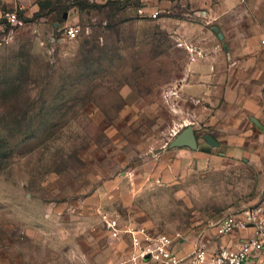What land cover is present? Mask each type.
<instances>
[{
	"label": "rangeland",
	"instance_id": "374dc122",
	"mask_svg": "<svg viewBox=\"0 0 264 264\" xmlns=\"http://www.w3.org/2000/svg\"><path fill=\"white\" fill-rule=\"evenodd\" d=\"M37 1L13 8L20 23L0 41V264H154L129 226L193 245L261 201L263 171L209 146L181 100L193 61L166 13L140 14L142 0ZM13 87L17 122L5 114ZM187 124L194 152L170 146Z\"/></svg>",
	"mask_w": 264,
	"mask_h": 264
},
{
	"label": "crops",
	"instance_id": "0c3cea01",
	"mask_svg": "<svg viewBox=\"0 0 264 264\" xmlns=\"http://www.w3.org/2000/svg\"><path fill=\"white\" fill-rule=\"evenodd\" d=\"M184 1L185 8L179 0H142L147 15L156 9L166 13L159 19L171 38L205 52L187 68L178 91L181 100L195 103L191 118L195 116L206 127L203 136L209 146L222 150L223 156L251 158L264 173V0ZM19 4L35 11L38 1L0 0V18L5 7L13 9ZM178 10L185 18L175 13ZM206 135H212L218 145H210ZM260 202L264 204V197ZM253 232L250 226L219 236L211 229L205 230L204 237L214 251L221 246L238 248ZM193 247L173 243L172 249L186 259ZM263 258L264 253L252 250L245 264H261Z\"/></svg>",
	"mask_w": 264,
	"mask_h": 264
},
{
	"label": "built area",
	"instance_id": "2783aa9c",
	"mask_svg": "<svg viewBox=\"0 0 264 264\" xmlns=\"http://www.w3.org/2000/svg\"><path fill=\"white\" fill-rule=\"evenodd\" d=\"M140 14H146L145 8L139 9ZM161 11L154 10L149 14L151 17H158ZM20 23V19L15 10L4 11L0 18V41L5 40L12 33L14 25ZM79 34V28L70 27L66 30L68 38H76ZM179 45L185 46L189 52L192 61L197 60L205 55V52L195 44L184 43L178 41ZM264 44V40H262ZM103 220L115 236L120 233V227L117 219L103 215ZM253 227L252 235L243 240L238 248L230 246H221L214 251L209 249V241L206 240L204 234L194 242L192 253L185 259L177 255L173 247V239L171 236L158 233L150 235L146 229L135 228L129 226L126 229L127 233L134 237L141 234L144 239L136 242V246L140 249L139 258L144 262H153L154 264H182L188 261L189 264H245L251 256L252 250L264 253V204L262 202L250 205L238 212L227 214L214 223L206 230L213 229L219 236H224L235 230L246 229ZM150 255L148 260H145L146 255ZM261 264H264V258Z\"/></svg>",
	"mask_w": 264,
	"mask_h": 264
},
{
	"label": "water",
	"instance_id": "95a60500",
	"mask_svg": "<svg viewBox=\"0 0 264 264\" xmlns=\"http://www.w3.org/2000/svg\"><path fill=\"white\" fill-rule=\"evenodd\" d=\"M49 2L50 1L47 0L45 5L48 6ZM205 138L210 145L212 146L218 145V142L215 140V138L212 135H206ZM170 146L171 147L189 146L193 149H196L198 147V143L194 128L191 125H187L182 131H180L176 135V137L170 143ZM149 258H150L149 254L144 257L145 260H148Z\"/></svg>",
	"mask_w": 264,
	"mask_h": 264
},
{
	"label": "trees",
	"instance_id": "16d2710c",
	"mask_svg": "<svg viewBox=\"0 0 264 264\" xmlns=\"http://www.w3.org/2000/svg\"><path fill=\"white\" fill-rule=\"evenodd\" d=\"M113 1V0H112ZM75 5V3L73 4ZM15 90V91H13ZM17 90H19L16 87L13 88H7L3 93L5 94V98L4 100L7 101V111H6V116H12L15 118V121L17 122L19 119V116H17L16 114V109L18 108L19 102H15L14 99H17L16 95H17ZM15 96V98H14ZM16 114V115H14ZM1 142H3V140L1 139Z\"/></svg>",
	"mask_w": 264,
	"mask_h": 264
}]
</instances>
